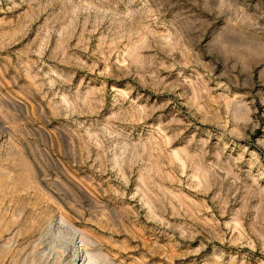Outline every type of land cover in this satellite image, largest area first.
<instances>
[{
    "label": "rangeland",
    "instance_id": "374dc122",
    "mask_svg": "<svg viewBox=\"0 0 264 264\" xmlns=\"http://www.w3.org/2000/svg\"><path fill=\"white\" fill-rule=\"evenodd\" d=\"M264 264V0H0V264Z\"/></svg>",
    "mask_w": 264,
    "mask_h": 264
},
{
    "label": "bare ground",
    "instance_id": "6f19581e",
    "mask_svg": "<svg viewBox=\"0 0 264 264\" xmlns=\"http://www.w3.org/2000/svg\"><path fill=\"white\" fill-rule=\"evenodd\" d=\"M78 264V263H77Z\"/></svg>",
    "mask_w": 264,
    "mask_h": 264
}]
</instances>
